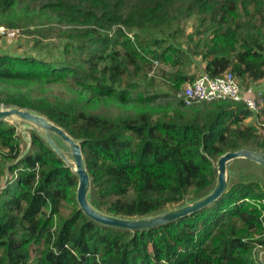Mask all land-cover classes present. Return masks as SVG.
I'll list each match as a JSON object with an SVG mask.
<instances>
[{
    "label": "trees",
    "instance_id": "obj_1",
    "mask_svg": "<svg viewBox=\"0 0 264 264\" xmlns=\"http://www.w3.org/2000/svg\"><path fill=\"white\" fill-rule=\"evenodd\" d=\"M0 26L21 28L34 49L62 42L60 57L0 54V104L36 110L83 141L94 197L109 214L146 216L178 205L214 184L211 159L243 147L264 151V92L259 125L247 123L256 117L243 103L185 112L178 101L158 117L140 108L177 101L202 73L230 71L243 87H258L264 0H0ZM158 67L169 92L149 94ZM68 78L81 90L71 101L31 96L33 84ZM105 100L120 110L101 112ZM33 138L31 153L7 173L5 163L24 148L17 129L0 121V264H264L259 178L244 177L187 218L131 233L89 221L76 201L77 179Z\"/></svg>",
    "mask_w": 264,
    "mask_h": 264
},
{
    "label": "water",
    "instance_id": "obj_2",
    "mask_svg": "<svg viewBox=\"0 0 264 264\" xmlns=\"http://www.w3.org/2000/svg\"><path fill=\"white\" fill-rule=\"evenodd\" d=\"M0 121L15 127L24 144V151L19 158L5 165L7 173L10 166L17 165L31 153L34 145L33 135H36L77 179L76 201L79 211L89 221L106 228L136 233L174 223L209 208L228 193L234 183L250 175L258 176L264 186V151L243 147L231 150L217 160L211 159L215 182L204 194L187 196L178 205L146 216L109 214L100 208L94 197L93 178L84 155L83 141L73 137L46 115L29 108L0 104Z\"/></svg>",
    "mask_w": 264,
    "mask_h": 264
},
{
    "label": "rangeland",
    "instance_id": "obj_3",
    "mask_svg": "<svg viewBox=\"0 0 264 264\" xmlns=\"http://www.w3.org/2000/svg\"><path fill=\"white\" fill-rule=\"evenodd\" d=\"M195 25H196L195 20H191L189 22V27H188L189 32L192 31V27ZM30 38H31L30 35L28 36L27 34H24L23 37H20L17 41H15L12 44L1 42L0 43V54L6 53V54H11V55H19V56H24V55L36 56L38 54L46 55L49 53V54H53L55 56L60 57L61 55L60 48L62 47V42L59 41L58 39L44 41V44L49 45V49L41 50L40 48L38 49L33 48V42L29 41ZM159 68L161 67L154 68V70L150 72L149 74V77H153V76L156 77V87H157V90L155 91L152 90L149 94H154V93L166 94L169 92V84L163 83L162 78L164 77H163L162 71ZM244 84L246 83L244 82ZM258 85L259 86L255 88L256 91L264 90V81H262ZM33 86L34 87L30 91L31 96L33 98L35 99L47 98L51 101H71L75 99L78 96V94H80V91H81L77 86H75L72 79L70 78L58 81L57 83H54L51 85H41L40 83H36V84H33ZM83 95L89 96V94H86V93H83ZM178 103H179L178 100L176 101L173 97H167V98L160 99L156 103H153V104L147 103V105L141 106L140 108L150 109V111H152L154 115L158 117V116H163L164 114L168 113L169 111H171V109L173 110L174 108H177ZM103 106L104 108L106 107L110 108V111L112 112H117L121 108L114 101H107V100H105L100 106L101 112H104L105 110H107V109H102ZM202 106H205V105L202 104ZM202 106L199 105L197 107H202ZM207 106H212V104H208ZM129 107H131V105H129L127 108ZM181 109L185 110V112H188L190 110V109L182 108V106H181ZM131 111H132L131 114L136 112V109L134 106L131 107ZM170 114H172V112H170ZM255 122H257L259 125L260 124L259 118H258V121L255 120ZM247 123H249V120L247 121ZM23 148H24V144H23ZM5 164L7 165L9 163H5ZM251 176H254V175H250L249 177ZM255 177L259 178L256 175ZM188 197H192V196H188ZM70 212H71V209L67 208L64 211V214L68 215L70 214ZM263 255H264V252H262V255L260 257L261 259Z\"/></svg>",
    "mask_w": 264,
    "mask_h": 264
},
{
    "label": "built area",
    "instance_id": "obj_4",
    "mask_svg": "<svg viewBox=\"0 0 264 264\" xmlns=\"http://www.w3.org/2000/svg\"><path fill=\"white\" fill-rule=\"evenodd\" d=\"M20 37H23L21 28L0 26V43L12 44ZM255 88L256 86L243 87L240 80L230 71L217 77H210L207 73H202L196 80L184 86L178 93L177 100L183 104L185 109L210 103H243L256 117L249 121H258L263 106L261 95L264 90L256 91ZM261 255L262 252L260 257Z\"/></svg>",
    "mask_w": 264,
    "mask_h": 264
}]
</instances>
